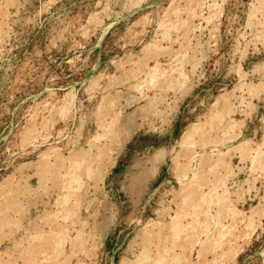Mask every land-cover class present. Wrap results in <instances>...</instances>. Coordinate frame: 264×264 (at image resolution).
I'll return each instance as SVG.
<instances>
[{"label":"rangeland","instance_id":"1","mask_svg":"<svg viewBox=\"0 0 264 264\" xmlns=\"http://www.w3.org/2000/svg\"><path fill=\"white\" fill-rule=\"evenodd\" d=\"M141 252L264 264V0H0V264Z\"/></svg>","mask_w":264,"mask_h":264},{"label":"bare ground","instance_id":"2","mask_svg":"<svg viewBox=\"0 0 264 264\" xmlns=\"http://www.w3.org/2000/svg\"><path fill=\"white\" fill-rule=\"evenodd\" d=\"M171 27H172V25H171ZM170 27V28H171ZM165 28V27H164ZM169 28V27H168ZM169 28V29H170ZM158 49V48H157ZM179 62V61H178ZM132 70V69H131ZM154 71V70H153ZM134 72H132V74H133ZM130 74V73H129ZM131 75V74H130ZM182 77H183V75H181ZM179 77V78H177V82H181V80H182V77ZM176 80V79H175ZM184 83V82H183ZM181 85V84H180ZM111 105H112V103H111ZM65 111V110H64ZM105 115V114H104ZM111 142V141H110ZM260 154V153H259ZM87 155V154H86ZM86 157H88V156H86ZM259 157V156H258ZM84 159H85V154H83V152H82V154L80 155V156H78V157H76V158H74V160L73 161H75V164H76V162L79 160V161H81V160H83L84 161ZM89 159H90V157H89ZM259 161V160H258ZM80 163V162H79ZM78 162H77V164H79ZM73 165L74 167H73V169L72 170H70V172L69 171H67L68 173V175L67 176H69L68 178H69V180H70V182L68 183V180L66 181L65 179L64 180H61L62 182H61V184H62V186H65L67 189H68V191L70 192V193H72V194H70L69 196H67V197H65V199L63 200V203L61 202V204L63 205V209L65 208V213H64V216L66 217V216H69L75 209H70L67 205H68V201L70 200V199H72V197L74 198V196H75V194H76V192L79 190V188L80 187H78V190L76 191V188H75V186H78L79 185V183H80V179H82V178H80V174L78 173V170H76V166H78V165ZM81 164H82V162H81ZM92 164V163H91ZM92 165H88L87 166V169H86V171L87 172H89V171H91V169H92V167H91ZM79 167H80V165H79ZM81 168V167H80ZM54 171V170H53ZM90 174H88V176H89ZM91 176V175H90ZM222 179V178H221ZM83 184V183H82ZM83 186V185H82ZM9 188V187H8ZM82 188V187H81ZM24 190V189H23ZM214 191V190H213ZM214 194V193H213ZM191 195H192V193H191ZM216 195V194H215ZM222 196V195H221ZM71 197V198H70ZM210 197H212V195L210 194ZM209 197V198H210ZM214 197V196H213ZM14 198H15V196H14ZM188 198V197H187ZM207 198V197H206ZM218 198H222V199H225L224 197H218ZM217 198V199H218ZM75 199V198H74ZM77 199V198H76ZM216 199V198H215ZM215 199H211V200H215ZM13 200V199H12ZM78 200V199H77ZM187 200V199H186ZM202 200H204V199H202ZM62 201V200H61ZM210 201V200H209ZM77 202V201H76ZM76 202H74L75 204H76ZM206 202H208V199H207V201ZM211 202V201H210ZM217 202V201H216ZM215 202V203H216ZM11 203V202H10ZM13 203V202H12ZM16 202H14L13 204H15ZM202 203H204V201H202ZM225 204V203H224ZM228 204V203H227ZM8 205V204H7ZM16 205V206H15ZM14 205V207L12 208V209H14V211L15 210H17V209H19V205H17V204H15ZM74 205V204H73ZM78 205V204H77ZM202 205V204H201ZM205 205H206V203H205ZM211 205V204H210ZM226 205V204H225ZM195 206V205H194ZM74 207V206H73ZM76 207V206H75ZM207 207V206H206ZM210 207V206H209ZM225 206H223V208H224ZM62 208V207H61ZM195 208H197V212H199L200 214H201V212H203V210L202 209H204V208H200V206L199 205H197V206H195ZM227 208V207H226ZM231 207H229V209H230ZM62 209V210H63ZM66 209H68V210H66ZM61 210V211H62ZM231 210V209H230ZM64 211V210H63ZM194 211V210H193ZM209 212V211H208ZM232 212V211H231ZM7 213V212H6ZM56 214V213H55ZM61 213H59V215H60ZM197 214V213H196ZM206 214H207V210H206ZM11 215V214H10ZM72 215H73V213H72ZM194 215V217L195 216H197V215H195V214H193ZM218 215H220V214H218ZM5 216V215H4ZM12 216V215H11ZM63 216V217H64ZM77 216V215H76ZM203 216H205V215H203ZM230 216V215H229ZM59 217V216H58ZM74 217H75V213H74ZM210 216H207L206 218L208 219ZM67 218V217H66ZM66 218H64V221H65V219ZM213 218V217H212ZM212 218H210V219H212ZM59 219V218H58ZM57 219V220H58ZM200 219V218H199ZM214 219V218H213ZM4 220H5V223H11V222H13L12 221V218L7 214L6 216H5V218H4ZM53 220H54V218H53ZM72 220V219H71ZM70 220V221H71ZM196 220V219H195ZM205 220V219H204ZM59 221V220H58ZM63 221V222H64ZM69 221V220H68ZM65 222H67V220L65 221ZM4 223V222H3ZM2 223V226L4 225ZM16 223V222H15ZM69 224V223H68ZM201 224H203V223H201ZM210 224H212V223H210V221H209V219L208 220H206V222H205V226H207L208 227V225H210ZM16 225V224H15ZM179 225V224H178ZM178 225H176L177 227H180V226H178ZM61 225H59V227H60ZM173 226V225H172ZM175 226V227H176ZM58 227V228H59ZM174 227V228H175ZM68 228V227H67ZM172 228V227H171ZM206 228V227H205ZM62 229H63V227H62ZM173 229V228H172ZM176 229V228H175ZM174 229V230H175ZM60 230V229H59ZM64 231H66L65 230V227H64V229H63ZM177 230V231H176ZM175 231H174V233H173V236H175L176 238L177 237H179V235H180V233H182L183 231H181L182 229H180V228H178V229H176ZM186 230V229H185ZM184 230V231H185ZM194 230V229H193ZM196 230H197V228H196ZM67 231H68V229H67ZM187 231V230H186ZM197 232H199V231H197ZM42 232H40V234H41ZM56 233V232H55ZM183 233H187V232H183ZM182 233V234H183ZM195 233H196V231H195ZM53 234V233H52ZM66 233L64 232V233H61V232H57V234L56 235H53V236H51V237H47L48 239L46 240V244L48 243V247L46 246V247H44V248H46V249H48V250H50L51 252H54V251H56V250H58V249H60V248H62L61 246H62V244H63V242H64V240H66V236H68L67 234L65 235ZM154 234V233H153ZM168 234V233H167ZM197 234V233H196ZM203 234V233H202ZM39 235V234H38ZM50 235V234H49ZM152 235V234H151ZM165 235V234H164ZM185 235V234H184ZM33 236V235H32ZM41 236V235H40ZM47 236H48V234H47ZM172 236V235H171ZM147 237V236H146ZM149 237H150V235H149ZM196 237V236H195ZM198 237V236H197ZM41 238V237H40ZM153 238V237H152ZM173 239H174V237H173ZM78 239H76V240H73L74 241V243H76V245H79L80 247H81V245H85L86 244V242H85V244H77V241ZM82 240V239H81ZM178 240V239H177ZM180 240V239H179ZM186 240H187V237H186ZM185 240V241H186ZM28 241V240H27ZM43 241H44V239H43ZM67 241V240H66ZM86 241V240H85ZM146 241V240H145ZM183 241V240H182ZM218 241V240H217ZM34 242H37L36 240H34ZM40 242H42V238H41V241ZM79 242V241H78ZM83 241H80V243H82ZM72 243V242H71ZM179 243V242H178ZM181 243V242H180ZM38 244H40V243H38ZM38 244H35V245H37V246H35L37 249H39V246L40 245H38ZM43 244H44V242H43ZM42 244V245H43ZM45 244V245H46ZM148 244V243H147ZM147 244H145V245H147ZM219 244V243H218ZM180 245V244H179ZM178 245V246H179ZM217 245V244H216ZM18 246H19V244H18ZM148 246V245H147ZM161 246V245H160ZM74 247V246H73ZM76 247V246H75ZM42 248V247H41ZM44 248H42L41 250H43ZM78 248V247H77ZM165 248V247H164ZM163 247H161V249H164ZM29 249V248H28ZM19 250H20V247H19ZM75 250V249H74ZM143 250V249H142ZM149 250H150V248H149ZM22 251V250H21ZM33 251V250H32ZM31 251V252H32ZM38 251V250H37ZM62 251H63V248H62ZM80 251V250H79ZM26 252V251H25ZM31 252H30V255H29V260L28 261H31L32 260V256H31ZM57 252V251H56ZM59 252H60V250H59ZM58 252V253H59ZM34 253V252H33ZM63 253H65V251L63 252ZM141 253H144V252H141ZM140 253V254H141ZM146 253V252H145ZM144 253V255L141 257V258H137L138 260L136 261V260H132L134 263H132V264H146V261H148V254H150V253H148V254H145ZM36 254V253H35ZM60 254V253H59ZM67 254V253H66ZM93 254V253H92ZM139 254V256H141ZM22 255H23V251H22ZM25 255V254H24ZM37 255V254H36ZM94 255V254H93ZM161 255H162V253H161ZM171 255V254H170ZM177 255V254H176ZM27 256V255H26ZM67 256V255H66ZM77 256V255H76ZM164 256V255H163ZM169 255H167L166 256V259H167V257H168ZM28 257V256H27ZM34 257V256H33ZM149 257H150V255H149ZM161 257V256H160ZM174 257V256H173ZM152 258V257H151ZM158 258V257H157ZM163 258V257H162ZM161 258V259H162ZM169 258H171L170 256H169ZM59 259V258H58ZM165 259V258H164ZM55 260V259H54ZM181 260H183V258L181 257ZM136 261V262H135ZM165 261H169L168 259L167 260H165ZM184 261H185V259H184ZM33 262H34V260H33ZM149 262V261H148ZM162 262H163V260H162ZM170 263L169 264H180L181 262H180V258H178L177 256H176V258H173L171 261H169ZM186 262V261H185ZM3 263V262H2ZM31 263V262H30ZM124 263V262H123ZM130 263V262H129ZM28 264V263H27ZM32 264H34V263H32ZM152 264V263H151ZM163 264V263H162ZM182 264V263H181Z\"/></svg>","mask_w":264,"mask_h":264}]
</instances>
